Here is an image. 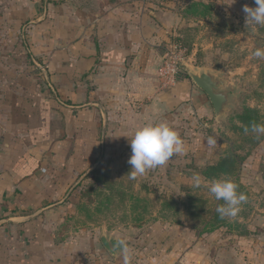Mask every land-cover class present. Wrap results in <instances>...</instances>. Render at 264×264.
<instances>
[{"label": "rangeland", "instance_id": "374dc122", "mask_svg": "<svg viewBox=\"0 0 264 264\" xmlns=\"http://www.w3.org/2000/svg\"><path fill=\"white\" fill-rule=\"evenodd\" d=\"M153 2L155 11L168 18L169 29L159 50L164 53L162 65H168L170 82L177 83L170 84L175 92L171 94L169 116L185 151L133 180L127 175L132 167L128 163L130 142L108 143L103 150L102 144H96L88 175L70 196L91 212L80 210L78 205V209L68 206L46 214L38 222L32 245L59 249L52 256L58 264H124L125 245L130 250L129 264H153V259L158 264H225L226 249H233L234 264H264V135H244L239 121L250 109L256 112L252 116H257L258 123L264 124V59L253 56L256 49H264V25H246L243 11L246 5H257L254 0ZM29 21L23 16H6L0 8V37L17 41L14 51L21 50L17 56L25 55L18 26ZM6 25L11 27L4 29ZM29 25L24 28L33 38ZM35 50L33 47L32 52H26L27 73L37 72L33 59L39 52ZM182 65L192 71L217 72L228 87L237 89L227 118L215 117L210 99ZM143 102L149 104L147 99ZM210 136L217 140L215 146L207 144ZM227 153L244 160L238 176L220 179L233 180L247 200L235 217L221 219L216 209L224 202L215 199L208 183L217 179H207L204 171ZM98 169L110 172L106 178L109 185L120 183L123 188L122 192L118 188L111 203L105 202L106 189L92 174ZM196 173L203 178L198 188L191 179ZM100 201L105 206L96 209ZM61 217L69 219L61 221ZM102 234L120 241L115 256L102 245Z\"/></svg>", "mask_w": 264, "mask_h": 264}, {"label": "crops", "instance_id": "0c3cea01", "mask_svg": "<svg viewBox=\"0 0 264 264\" xmlns=\"http://www.w3.org/2000/svg\"><path fill=\"white\" fill-rule=\"evenodd\" d=\"M0 8L33 27L31 38L18 26L24 56L0 37V264H58L59 249L32 245L38 222L78 209L70 196L95 145L131 142L147 122L171 126L177 83L159 50L168 18L153 0H0ZM33 47L38 73H27ZM225 252L234 264L233 249Z\"/></svg>", "mask_w": 264, "mask_h": 264}, {"label": "clouds", "instance_id": "9594fccd", "mask_svg": "<svg viewBox=\"0 0 264 264\" xmlns=\"http://www.w3.org/2000/svg\"><path fill=\"white\" fill-rule=\"evenodd\" d=\"M257 7L251 8L247 5L243 8L246 13V25H264V0H254ZM256 58L264 59V49H256L253 52ZM251 131L257 137L264 135V124L252 123L245 127V132ZM209 146H215L217 140L210 136L207 139ZM132 155L128 163L132 166L127 174L130 179H136L142 176L147 170L154 169L164 165L175 155L184 153L185 145L179 133L168 123L147 122L134 130L131 142ZM195 187H200L203 178L198 174L191 177ZM209 183V191L217 201L222 200L224 203L217 207L216 211L220 218L235 217L240 206L246 202L247 196L238 192V185L231 179H217ZM129 249L125 245L122 247L124 264H129Z\"/></svg>", "mask_w": 264, "mask_h": 264}, {"label": "water", "instance_id": "95a60500", "mask_svg": "<svg viewBox=\"0 0 264 264\" xmlns=\"http://www.w3.org/2000/svg\"><path fill=\"white\" fill-rule=\"evenodd\" d=\"M195 85L203 90L210 99L217 119L228 117L233 106L234 97L237 94L235 87H228V82L217 72L197 70L192 71L186 65H182ZM102 244L111 255H116L120 248V241L102 234Z\"/></svg>", "mask_w": 264, "mask_h": 264}, {"label": "trees", "instance_id": "16d2710c", "mask_svg": "<svg viewBox=\"0 0 264 264\" xmlns=\"http://www.w3.org/2000/svg\"><path fill=\"white\" fill-rule=\"evenodd\" d=\"M200 5H202V4H200ZM252 115H256V112L249 109V110H246L245 114H241V116L239 117V119H240L239 121L242 125V127L241 128L239 127V128L244 133V135L247 133H252L250 130L246 133L245 127H249V129H250V126L252 123H258L259 122L258 121L259 119H257V116L254 117ZM243 160L244 159L239 161L238 157L234 153L233 154L227 153L218 163H216L215 165L208 166L204 171V176L207 179H220L221 177H224V176H229V177L235 178L236 176H238L239 166ZM92 174L97 175V178L95 179L96 182L103 185L106 189V192H107V195L105 193V196L107 198V200L105 199L106 203H111L113 200H115L114 198L116 197V193H117L118 188H119V190H121L118 192H122L123 188L119 185L120 183H117L114 186L108 184V179H106V178L108 176H110L109 171L98 169V170L93 171ZM103 177L105 179H103ZM98 194H100V196H101V192H98ZM170 203L173 204V202H170ZM79 204L80 203H77V205H79ZM103 204H104V202L100 201V203L98 204L96 209H99V206H101ZM167 204H169V202ZM104 206L105 205H103V207ZM79 209L80 210H86L87 213L91 212L84 205H79Z\"/></svg>", "mask_w": 264, "mask_h": 264}]
</instances>
